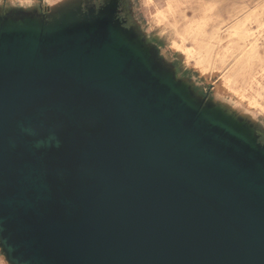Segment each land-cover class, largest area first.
Segmentation results:
<instances>
[{
  "label": "water",
  "instance_id": "95a60500",
  "mask_svg": "<svg viewBox=\"0 0 264 264\" xmlns=\"http://www.w3.org/2000/svg\"><path fill=\"white\" fill-rule=\"evenodd\" d=\"M0 18L11 264H264V142L118 14Z\"/></svg>",
  "mask_w": 264,
  "mask_h": 264
},
{
  "label": "rangeland",
  "instance_id": "374dc122",
  "mask_svg": "<svg viewBox=\"0 0 264 264\" xmlns=\"http://www.w3.org/2000/svg\"><path fill=\"white\" fill-rule=\"evenodd\" d=\"M106 1L0 0V18L51 20ZM117 1L123 20L179 80L264 135V0ZM0 264H11L1 246Z\"/></svg>",
  "mask_w": 264,
  "mask_h": 264
},
{
  "label": "flooded vegetation",
  "instance_id": "af4514ba",
  "mask_svg": "<svg viewBox=\"0 0 264 264\" xmlns=\"http://www.w3.org/2000/svg\"><path fill=\"white\" fill-rule=\"evenodd\" d=\"M95 5H96V6H100V5H102V2H97V3H95ZM118 14H119V16L123 19V16H122L123 11H122L121 8H119ZM126 24H127V22H126ZM127 25H128V24H127ZM260 140H262V141L264 140V135H261V136H260Z\"/></svg>",
  "mask_w": 264,
  "mask_h": 264
},
{
  "label": "bare ground",
  "instance_id": "6f19581e",
  "mask_svg": "<svg viewBox=\"0 0 264 264\" xmlns=\"http://www.w3.org/2000/svg\"><path fill=\"white\" fill-rule=\"evenodd\" d=\"M242 33V32H241ZM240 33V34H241ZM243 35V34H242ZM249 35V34H248ZM241 36V35H240ZM255 45H256V43H255ZM251 48V47H250ZM243 50H244V48H243ZM249 50H251V49H249ZM252 52V51H251ZM252 55H253V53H252ZM242 71V70H241ZM236 73V72H235ZM229 74V73H228ZM224 81V80H223ZM223 86V85H222ZM241 91H242V89H241ZM237 97V96H236Z\"/></svg>",
  "mask_w": 264,
  "mask_h": 264
}]
</instances>
